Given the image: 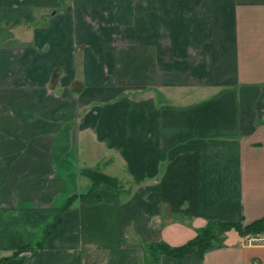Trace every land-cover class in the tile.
Listing matches in <instances>:
<instances>
[{
    "label": "crops",
    "instance_id": "obj_1",
    "mask_svg": "<svg viewBox=\"0 0 264 264\" xmlns=\"http://www.w3.org/2000/svg\"><path fill=\"white\" fill-rule=\"evenodd\" d=\"M262 216L264 0H0V262L147 264ZM230 231L159 264H264Z\"/></svg>",
    "mask_w": 264,
    "mask_h": 264
},
{
    "label": "trees",
    "instance_id": "obj_2",
    "mask_svg": "<svg viewBox=\"0 0 264 264\" xmlns=\"http://www.w3.org/2000/svg\"><path fill=\"white\" fill-rule=\"evenodd\" d=\"M83 172L92 178V190H94L101 183H105L108 186L114 188L120 187V181L118 177L105 172L102 170L100 165L95 167H85ZM231 228H235L240 232V234L244 235L264 232V216L248 223L235 220H208L204 226L197 228V233L193 238L181 245L174 246L168 244L165 241H160L149 245L146 259L147 264H159L163 254L182 258L195 250L203 252L206 249L218 245L222 241V234ZM37 246L40 247L43 246V244L40 243L35 246L32 245L31 247L37 248ZM27 248V246H22L12 251L10 254L3 256L1 258L0 264H4L5 260L10 256L16 255Z\"/></svg>",
    "mask_w": 264,
    "mask_h": 264
},
{
    "label": "rangeland",
    "instance_id": "obj_3",
    "mask_svg": "<svg viewBox=\"0 0 264 264\" xmlns=\"http://www.w3.org/2000/svg\"><path fill=\"white\" fill-rule=\"evenodd\" d=\"M110 171L112 173H114V174H117L122 179L124 185L129 186L131 181L133 182L132 177L129 176L128 172L125 171L124 167H122V166H118V165L116 167L114 166V167L110 168ZM231 229H232V231L228 232L229 234L236 233V229L235 228H231ZM0 254L2 255L4 253H0Z\"/></svg>",
    "mask_w": 264,
    "mask_h": 264
},
{
    "label": "built area",
    "instance_id": "obj_4",
    "mask_svg": "<svg viewBox=\"0 0 264 264\" xmlns=\"http://www.w3.org/2000/svg\"><path fill=\"white\" fill-rule=\"evenodd\" d=\"M264 242V232L257 233V234H249L245 237L244 243L246 244H257Z\"/></svg>",
    "mask_w": 264,
    "mask_h": 264
}]
</instances>
